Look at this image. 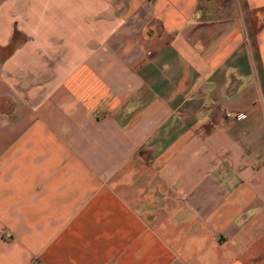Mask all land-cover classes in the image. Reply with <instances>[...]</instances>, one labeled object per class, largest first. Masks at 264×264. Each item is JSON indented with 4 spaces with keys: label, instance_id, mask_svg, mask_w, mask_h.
I'll return each instance as SVG.
<instances>
[{
    "label": "crops",
    "instance_id": "obj_1",
    "mask_svg": "<svg viewBox=\"0 0 264 264\" xmlns=\"http://www.w3.org/2000/svg\"><path fill=\"white\" fill-rule=\"evenodd\" d=\"M0 264H264V0H0Z\"/></svg>",
    "mask_w": 264,
    "mask_h": 264
},
{
    "label": "built area",
    "instance_id": "obj_2",
    "mask_svg": "<svg viewBox=\"0 0 264 264\" xmlns=\"http://www.w3.org/2000/svg\"><path fill=\"white\" fill-rule=\"evenodd\" d=\"M224 113H225V115H227V116L230 115V112H229L227 109H224Z\"/></svg>",
    "mask_w": 264,
    "mask_h": 264
},
{
    "label": "rangeland",
    "instance_id": "obj_3",
    "mask_svg": "<svg viewBox=\"0 0 264 264\" xmlns=\"http://www.w3.org/2000/svg\"><path fill=\"white\" fill-rule=\"evenodd\" d=\"M25 84H28V83H24L23 85H25Z\"/></svg>",
    "mask_w": 264,
    "mask_h": 264
}]
</instances>
